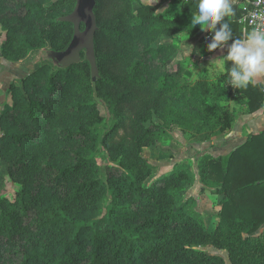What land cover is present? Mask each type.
I'll return each instance as SVG.
<instances>
[{
	"label": "trees",
	"instance_id": "16d2710c",
	"mask_svg": "<svg viewBox=\"0 0 264 264\" xmlns=\"http://www.w3.org/2000/svg\"><path fill=\"white\" fill-rule=\"evenodd\" d=\"M166 1L176 6L171 15L141 0H90L88 48L63 63L84 27L70 19L76 0H0V60L47 54L21 86L9 85L0 114V161L19 185L0 197V264H264V129L224 157L198 158L199 192L217 198L213 227L191 199L178 203L193 181L185 164L144 187L152 165L141 149L165 128L207 142L236 120L227 101L243 100L246 113L264 101L258 82L226 85L231 61L213 85L182 64L170 69L175 46L156 39L194 35L199 25L190 24L196 0ZM233 6L226 19L236 38Z\"/></svg>",
	"mask_w": 264,
	"mask_h": 264
},
{
	"label": "rangeland",
	"instance_id": "374dc122",
	"mask_svg": "<svg viewBox=\"0 0 264 264\" xmlns=\"http://www.w3.org/2000/svg\"><path fill=\"white\" fill-rule=\"evenodd\" d=\"M54 0H52L53 2ZM144 4H150L157 6V12H164L166 15H171L175 11V4H169L166 0H141ZM70 19L73 22H82L84 27L78 33V37L71 43L67 57H62L61 62H65V59L76 57L78 49H87L90 41L91 31L94 28V18L91 11L90 0H76L74 10L70 15ZM6 30L0 25V44L5 41ZM207 32L200 30L196 31L194 35L188 33H174L172 39L169 36L161 35L158 37L153 45L160 43L174 44L172 50L170 69H175V64L179 66L182 64L184 71L192 77V79L206 80L213 85L220 74L223 73V65L216 67L214 62L208 59L207 46L203 42V37ZM174 39V40H173ZM202 39V40H201ZM172 40V41H171ZM185 44L193 46V52L186 58H177L180 53L181 46ZM48 45V44H47ZM185 47H187L185 45ZM67 54V53H66ZM47 56L44 49H35L30 51L24 58L17 62H9L6 60H0V114L4 110L8 109L11 104V96L8 91V87L11 83L21 86L20 80L25 78L34 69L39 68L41 60ZM70 59V60H71ZM227 107L234 112L235 115L245 113L246 106L244 101L238 102L227 101ZM99 114L106 116L108 110L104 104L98 105ZM152 123L159 124L158 119H153ZM222 136V135H220ZM220 136L212 138V140L195 144L191 142L188 137L180 133L176 127L165 128L158 136L156 142L152 145L143 146L141 155L145 157L152 165L151 175L144 182V187L150 185V183L160 178L181 164H185L193 176V181L186 185L179 192V202L188 201V206H192L194 210L199 212L205 219L206 223L210 226H214L218 220V203L217 198L204 191L199 192L200 185L197 183V177L195 175V166L198 158L202 155H210L214 153L212 146L210 145L215 139ZM226 151H215L214 154H224ZM214 157V156H213ZM100 161V160H99ZM19 189V185L8 178L7 164L0 161V197L6 196L11 199L15 192ZM264 228L260 229L262 231ZM257 231L258 233L260 232ZM210 252L221 254L226 260L227 256L224 251L216 250L214 248H208ZM229 264V263H228Z\"/></svg>",
	"mask_w": 264,
	"mask_h": 264
},
{
	"label": "clouds",
	"instance_id": "9594fccd",
	"mask_svg": "<svg viewBox=\"0 0 264 264\" xmlns=\"http://www.w3.org/2000/svg\"><path fill=\"white\" fill-rule=\"evenodd\" d=\"M233 5L234 0H196V11L190 24L192 27L199 25L202 32L212 33L207 44L208 52L224 49L226 43L232 41L227 55L219 59L223 64L225 61L232 62L227 70L226 85L246 89L254 81L264 82V29L245 28L240 36L233 38L232 28L226 19L235 15ZM192 52L193 46L183 42L177 58H188Z\"/></svg>",
	"mask_w": 264,
	"mask_h": 264
},
{
	"label": "crops",
	"instance_id": "0c3cea01",
	"mask_svg": "<svg viewBox=\"0 0 264 264\" xmlns=\"http://www.w3.org/2000/svg\"><path fill=\"white\" fill-rule=\"evenodd\" d=\"M234 3L237 6V9L240 10V16L238 18V23L242 25V29H250L249 27L243 25L241 23L240 18L244 12V8L246 7V0H234ZM232 41H228L224 47V49H216L212 52H208V59H210L215 63L214 65L218 67L219 65H223L222 59L224 56L227 55V48ZM224 70V68H223ZM256 82V81H254ZM262 85L264 89V82H258ZM264 129V101L261 105V108L255 111L254 113H241L236 117L234 124L232 125L231 129L224 133L222 136L215 139L213 142L210 143L212 149L215 151H226L224 154H212L214 157H224L226 156L233 148L240 145L244 142L248 134L256 133Z\"/></svg>",
	"mask_w": 264,
	"mask_h": 264
},
{
	"label": "built area",
	"instance_id": "2783aa9c",
	"mask_svg": "<svg viewBox=\"0 0 264 264\" xmlns=\"http://www.w3.org/2000/svg\"><path fill=\"white\" fill-rule=\"evenodd\" d=\"M240 18L241 23L249 27H260L264 29V0H246V7ZM211 33H206V39Z\"/></svg>",
	"mask_w": 264,
	"mask_h": 264
}]
</instances>
